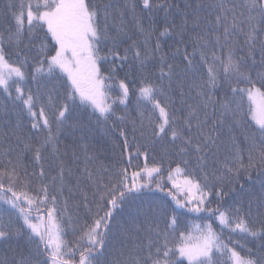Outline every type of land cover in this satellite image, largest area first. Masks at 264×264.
Masks as SVG:
<instances>
[{
	"label": "snow or ice",
	"instance_id": "obj_1",
	"mask_svg": "<svg viewBox=\"0 0 264 264\" xmlns=\"http://www.w3.org/2000/svg\"><path fill=\"white\" fill-rule=\"evenodd\" d=\"M167 41L175 45L170 53ZM29 80L38 89L51 85L39 114L41 96L26 87ZM0 95L6 106H21L15 125L6 119L0 130V201L8 206L0 209V264H264V0H7L0 9ZM133 95L139 126L129 114ZM79 111L106 133L110 125L127 166L90 167L98 157L85 142L87 125L69 123ZM66 126L74 141L77 129L81 135L62 147ZM224 143L221 160L214 150ZM157 144L160 162L130 171L132 160L147 161ZM25 154L38 174L23 164ZM192 158L196 169L189 171ZM165 161L175 192L155 181ZM65 189L79 193L83 224L78 211L68 212ZM233 196L235 207H224ZM184 212L207 213L220 231L211 223L182 228ZM65 218L74 244L64 238ZM21 238L24 246L13 247Z\"/></svg>",
	"mask_w": 264,
	"mask_h": 264
},
{
	"label": "trees",
	"instance_id": "obj_2",
	"mask_svg": "<svg viewBox=\"0 0 264 264\" xmlns=\"http://www.w3.org/2000/svg\"><path fill=\"white\" fill-rule=\"evenodd\" d=\"M94 2H96V0H94ZM113 3H119V4H123L124 0H112ZM177 2L182 3L183 0H177ZM7 3V0H3V3H0V9H3L4 5ZM163 16V13H159L156 16V21L157 24L160 25L162 24V20L161 17ZM144 23L145 26H147L149 23H151V21L149 20V18L147 17V15H145L144 17ZM129 29L131 31V22H129ZM158 35V32H157ZM133 37H136V34L133 32ZM128 43H131V41H128ZM153 45L155 44V37H153V41H152ZM175 45L172 43V41H167L165 43H163V49L166 52H171V50H174ZM9 52H12L11 48L7 49ZM121 51H123V48H121ZM10 59L15 60L16 57L14 54H12L10 56ZM258 59V56H257ZM133 74H135V71L133 70ZM121 76L124 75L123 72L120 73ZM157 76H158V71H157ZM26 87H30L33 93H37L39 92V95L41 96V100L40 102L37 104L35 111L37 112V114H39L40 111V106L41 104L44 106H48L49 104V92L51 89V85H48L47 88L44 87H39L32 84V82L29 80V83L26 85ZM166 93L168 90V84L167 81H165L164 85H163ZM173 87L175 88V85H173ZM13 94L14 90H13ZM53 96V99L55 100L57 98V93L52 92L51 93ZM174 99L176 100V106L180 107V97L178 95V93H172L171 94ZM218 95H222V93H218ZM160 99L162 101H164L166 99L165 96H161ZM194 103V101H189ZM247 102L245 101V104ZM150 108V106H148ZM21 112V106H13L11 104V102H7V106H6V98L2 95H0V130L3 129L4 127V120H9L11 122L12 125H15L17 119L19 118L18 114ZM5 113H7V115H5ZM129 114L132 118L137 119V126H139V118H138V112H137V108H136V98L135 95H133L130 104H129ZM201 119H203V112H201ZM23 133L25 136V139L28 138V135L32 132L31 130V126H30V120L29 117L25 114L23 117ZM76 120H79L82 124L87 125L86 128L83 129V133L85 136V142L89 144V148L90 151L94 152L97 157L98 160L95 163L90 164V167H92L93 169H95V167L98 166V164L102 161L105 165H107L108 167H112L113 165H117L119 167H124L128 165V157L124 156L123 158H121L120 155V150L119 149H114L113 147V134H111L110 132V125H109V131L106 133L104 130H102V126H98L96 125L94 119L90 118V115L87 111H79L77 113H75L73 115V117L70 119L69 123H72ZM145 123H147V121L145 120ZM128 129H129V139L131 140V125H128ZM209 131H211V125H209ZM56 131L55 128V124L53 123V132ZM72 130L70 128H68L67 126L62 130L61 132V146L63 147L65 144H76L79 141L80 135H81V130L77 129V131L75 132V136H76V140L74 141L72 136L69 135V132H71ZM237 136H238V140L239 142L243 145V140L244 137L243 135L240 134V130L237 129ZM137 139L140 140L141 144H147V141L143 138L139 137V134L137 133ZM222 139H224L225 141H227V137H222ZM122 143V141H121ZM6 147V145L4 144L3 140L0 139V166L3 165L4 160H3V148ZM136 144L135 142H133L132 144V148L133 150H135ZM150 147V151H149V155L147 158V161L145 160V158L143 156H140L139 158L133 159L132 160V168H130V171L132 170H139L141 168L144 167L145 163L148 164L149 167H151L153 165V163H159L162 157V146L157 144L154 148ZM228 150V144L224 143L222 145H220L219 151L217 152L216 150H214V152L216 153V155L219 156V158L221 160H223L224 155L226 154ZM71 154L69 153V156ZM82 157H81V162H82ZM211 159V158H210ZM244 159L245 162H247V153L245 152L244 154ZM173 160H175V157L173 156ZM71 163V161H70ZM23 164L25 166H27L29 173H31L33 170H35V172L38 174L39 173V167L38 166H34L33 165V160H32V156L30 154H25L23 157ZM73 167L75 168V165H73ZM176 164L175 162H173L171 164V168H175ZM196 169V160L195 158H192L191 161V165L189 166V171H192ZM169 163L167 161L164 162L163 164V170L162 173L160 175L155 176V181H160L165 185V191L171 190L173 192H175L176 190L172 188L171 183L168 181V174H169ZM55 174V173H52ZM196 174L199 176L200 173L198 170H196ZM256 173L253 172V176H255ZM50 179V177H49ZM174 179H176L177 181H182L183 177L180 175H175ZM155 181L153 183V188L155 187ZM241 183H245L247 185V181L242 177L241 178ZM37 181L35 180V178L33 179V187L36 186ZM72 183L74 184L75 181L73 180ZM237 188H239V184L236 185ZM226 189H227V183H226ZM10 195V194H9ZM65 197L67 198V209L68 212L73 214V216H75L77 214V211L79 212V216H80V220L79 223L83 224L84 222V216H85V210L83 209V207H80L79 210H77L76 204L77 202L81 199L79 193L76 194V196H71L68 192L67 189H65ZM155 198L162 201V202H166L168 204H171V200L169 197H167L164 193H155ZM213 199H215L213 197ZM236 199V197H226L225 201H224V207H227L228 205H232L233 207H235V204L233 203V200ZM64 201L63 199L60 200L59 202V208L61 211H63L64 209ZM217 205L215 203L212 204V207L215 208ZM8 206L3 204L2 201H0V209H4L7 208ZM245 212H247V201H245ZM46 215V213H45ZM33 218H35L36 213L33 212L32 213ZM4 219L6 220L7 217H4ZM90 222V221H89ZM211 223L213 224L214 228L216 229L217 232L220 231L218 224H216L215 219L212 217H209V215L207 213H201V214H195V213H187L184 212L183 216H182V223L181 226L182 228L186 229V230H192L194 231L195 226L197 224L199 225H204V224H208ZM65 229H66V234H65V240L67 242H69L70 244H74L76 241V236L73 234V229L71 227H69L67 225V218H65ZM161 227H163V223L161 224ZM228 238V233L225 230L224 233V239L227 240ZM13 247H23L24 246V241L21 238L18 241H14L12 244ZM109 249H111V244H109ZM6 251L5 247L0 244V255H3L4 252ZM76 259H79V256L77 255Z\"/></svg>",
	"mask_w": 264,
	"mask_h": 264
}]
</instances>
